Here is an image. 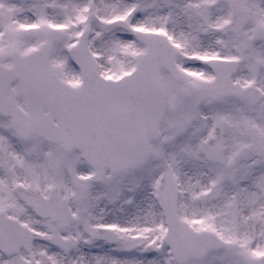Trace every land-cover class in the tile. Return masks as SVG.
Segmentation results:
<instances>
[{
	"label": "snow or ice",
	"instance_id": "obj_1",
	"mask_svg": "<svg viewBox=\"0 0 264 264\" xmlns=\"http://www.w3.org/2000/svg\"><path fill=\"white\" fill-rule=\"evenodd\" d=\"M0 264H264V0H0Z\"/></svg>",
	"mask_w": 264,
	"mask_h": 264
}]
</instances>
